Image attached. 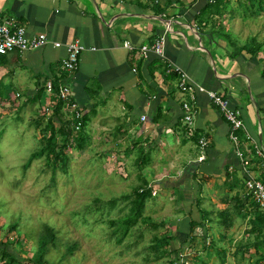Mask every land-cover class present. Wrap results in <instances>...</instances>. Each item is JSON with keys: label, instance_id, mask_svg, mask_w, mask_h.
<instances>
[{"label": "crops", "instance_id": "obj_1", "mask_svg": "<svg viewBox=\"0 0 264 264\" xmlns=\"http://www.w3.org/2000/svg\"><path fill=\"white\" fill-rule=\"evenodd\" d=\"M212 1L0 0V15L13 17L27 35L43 33L62 44L13 50L0 60L11 67L12 80L25 87L31 99L45 80L68 83L72 99L83 111L87 138L105 140L109 145L101 147L103 154L113 155L114 164L133 166L136 178L154 191L152 198L163 186V191L177 192V196L165 192L166 197L173 196L168 200L177 210L171 216L178 214L169 223L170 230L179 234L194 230L189 221L199 220L200 213L208 222L205 230H220L217 213L225 208L231 223L223 230H243V236L248 219L254 218L246 209L253 198L246 197L245 175L229 124L198 92L192 102L193 121L184 122L182 103L190 95L178 87L172 68H181L191 82L216 90L241 110L246 130L237 134L244 155L251 159L252 141L264 150V31L262 40L251 31L253 20L264 18V10L255 4L250 13L243 8L248 5L245 0H227L218 11L203 14V7ZM160 34L165 36L164 54L141 57L138 47ZM252 37L261 44L257 54L237 49ZM74 39L86 48L77 69L67 73L61 69V59L66 55L64 45ZM126 40L132 49L125 46ZM62 113L68 118L65 105ZM200 138L207 142L204 148ZM254 159L251 176L264 183V168L259 158ZM145 171L151 180H146ZM238 224L241 227L235 229Z\"/></svg>", "mask_w": 264, "mask_h": 264}, {"label": "rangeland", "instance_id": "obj_2", "mask_svg": "<svg viewBox=\"0 0 264 264\" xmlns=\"http://www.w3.org/2000/svg\"><path fill=\"white\" fill-rule=\"evenodd\" d=\"M252 24L251 31L262 40L264 18L261 21L256 18ZM10 69L7 64L0 65V241L9 238L13 245L9 247L15 248L13 252L28 257L37 244L40 231L48 226L54 230L56 242L49 243L44 258L56 264H165L168 260L174 264H191L196 252L190 243H196L202 250L198 239L208 222L194 225L192 232L180 230L184 234L170 230L168 225L178 214L171 216L177 210L174 201L168 200L173 196L166 197L165 192L177 196L174 189L163 191V186L162 191L146 201L143 215L148 217L147 223L138 222L123 237L121 230H114L117 220L128 214L132 188L141 181L134 175L133 166L114 164L110 156L106 157L108 151L103 154V148L109 145L105 140L102 143L86 136L82 149L70 146L64 169L59 161L55 168L53 164L46 165L44 156L24 167L47 134V115L41 114L40 106L48 98L44 93L37 101L31 99L25 87L12 80ZM16 92L19 97H15ZM61 140L58 136L59 143ZM143 174L147 181L152 179L148 171ZM155 182L157 180L153 184ZM166 199L169 202H160ZM109 200H114V206H108ZM175 200L181 211L180 197ZM160 220L164 225L157 228L148 224ZM12 225H16V229H12ZM239 227L241 224L235 229ZM218 229L206 230L205 245L212 236L217 240L214 248H207L210 255H202L206 263H253L260 251L254 249L252 242L238 249L246 241V235L241 236L243 230H223L222 226ZM224 233L227 237L218 240ZM168 234L172 235L166 249L169 253L162 254L165 246L157 248L154 238ZM191 236L196 241L191 242ZM19 237L22 242L15 243ZM74 242L75 249L66 254L67 246ZM188 245L190 251L185 248ZM222 248H225L224 262L217 254Z\"/></svg>", "mask_w": 264, "mask_h": 264}, {"label": "trees", "instance_id": "obj_3", "mask_svg": "<svg viewBox=\"0 0 264 264\" xmlns=\"http://www.w3.org/2000/svg\"><path fill=\"white\" fill-rule=\"evenodd\" d=\"M227 0H213L212 2L207 3L201 12L203 14L209 13L211 10H219L220 5L225 3ZM244 4H248L247 7L243 5L244 9H247L252 13V8L255 4H258L259 8L261 10H264V0H245ZM261 47V44L256 41L255 37H252L249 41V43H245L242 46H239L237 49H248V51L252 54H257L259 51V48ZM5 54H0V58L3 57ZM2 64V61L0 60V65ZM261 75L264 78V61H262V67H261ZM57 81V80H56ZM55 90L58 87V82H54ZM43 88V87H42ZM42 88L38 89L33 97V100L36 101L41 93ZM43 92V90H42ZM64 106V102L62 100H58L56 104L53 105V112L50 116L47 117L46 125H45V131L47 134H45L40 143V146L30 154L29 158L27 159L24 167L29 165L33 159H36L38 157H45L46 159V165H52L56 166L57 161L62 162V167L64 169L65 167V160L67 157V150L70 146L74 145L78 147L79 149H82L84 146V139L86 137V133L84 132V118H83V126L79 131H74L71 127V120L67 118L64 113H62V107ZM58 136L62 137L61 142H58ZM248 154H251V163L255 162L256 157L254 156V151L251 150ZM257 160V158H256ZM146 183L143 182L137 184L132 188V196L129 200V211L128 214H126L121 219L117 220V227L114 228V230H121L122 237L126 235V233L129 231V229L133 226H135L138 222L147 223L148 217L143 215V210L145 208L146 201L148 199H152V190L150 186H146ZM142 186V187H141ZM238 197V196H237ZM246 197L248 199L252 198L251 195L247 192ZM198 206V202H196ZM108 206L112 207L114 206V200L108 201ZM237 208L234 206V210ZM248 210V214L252 213L254 215V218L248 219L249 224L248 228L244 230V234L247 236L246 241L238 247H246L248 242L253 243V247L256 250H259V254L254 258L253 263L251 264H264V213L263 211L257 206L255 201L252 199L250 202V206L246 208ZM247 212L241 213L240 216L245 217ZM218 223L222 225L225 228L228 227V223H231L230 220V210L229 209H223L221 211H218L217 213ZM149 221V220H148ZM204 221H207L206 218H204V215L200 213L199 220L191 219L189 221L190 226L202 224ZM149 225L152 227H159L164 225L163 221H151L148 222ZM16 225H12V229L15 228ZM189 232H192V230H189ZM205 234L206 230H203V234L200 235V238L198 241H200V246L202 250H199L196 243H190L193 247L194 252L196 254L192 256L191 258V264H208L205 260H203L202 255H210V250L207 248H214L217 240L212 236L210 238V241L208 245H205ZM250 235L253 236V239H250ZM202 236V237H201ZM187 237V236H186ZM227 236L226 234H220L218 237V240H223ZM172 238V235L168 234L167 236L161 235L160 237L154 238L155 245L157 248L161 246H165L163 250H161L162 254L169 253L167 252V247L170 245L169 241ZM188 238V237H187ZM20 240L15 239V243L22 242L21 237H19ZM56 235L52 228H49L48 226H45V229L43 231H40V234L37 238V244L35 248L33 249V252L28 257H22L19 254H16L13 252L15 248L13 247L12 242L9 238H7L5 241H0V264H22V262L25 260L26 264H56L49 259L44 258L45 254L48 251V245L49 243L55 244ZM192 241L194 242L195 237L191 236ZM204 240V242H203ZM118 242L121 241V239L117 240ZM20 242V243H21ZM76 242L70 244L67 246L66 254L71 253L75 247ZM10 246V247H9ZM190 245L185 246L186 249L189 251L191 250ZM207 249V250H206ZM216 251V250H215ZM188 252V251H187ZM217 254L221 256V262H224V256H225V248H222L221 250H217ZM256 254V253H255ZM20 255V256H19ZM186 261V260H185ZM184 261V262H185ZM174 261L168 260L165 264H174ZM183 263V262H182ZM179 264V263H178Z\"/></svg>", "mask_w": 264, "mask_h": 264}, {"label": "built area", "instance_id": "obj_4", "mask_svg": "<svg viewBox=\"0 0 264 264\" xmlns=\"http://www.w3.org/2000/svg\"><path fill=\"white\" fill-rule=\"evenodd\" d=\"M164 38V34H160L155 37L150 44H141L138 47L140 56L145 58L151 53L162 56L164 54ZM48 43L55 48L62 45L59 41H50L43 33L27 35L25 28L18 25L13 17H2L0 15V54H6L13 50L18 52L32 51L40 49ZM64 46L66 48V55L61 59V69L67 73H72L77 69L79 55L86 47L78 39H74ZM125 46L128 49L133 48L129 40L125 41ZM172 70L178 76V87L188 92L190 95V100H185L182 103L184 122L190 124L193 121L196 110L192 102L196 101L197 92L205 94L208 100L218 108L220 113L227 120L229 124V137L235 147V152L240 159L245 175L244 183L246 191L264 213V183L251 176V159L244 155V151L240 147V138L237 134V131L240 129L246 130L245 123L241 116V110L232 107L229 100L220 95L216 90L207 89L201 84L191 82L187 74L181 68L174 66ZM43 91L47 94L48 101L40 106L41 114H45L47 117L50 116L53 112V105L56 104L58 100H62L66 106L68 118L71 120V127L74 131H79L83 126V111L72 99L70 85L66 82H59L55 90L53 82L51 80H45L43 83ZM19 96L20 94L16 92L15 97ZM144 118V116L141 117V119ZM206 143L205 139H199L201 148H204ZM251 150L254 151V156L260 159L259 163L261 167L264 168L263 148L255 141H252V148L249 152ZM110 158L113 160L112 158H114V156L111 155Z\"/></svg>", "mask_w": 264, "mask_h": 264}]
</instances>
